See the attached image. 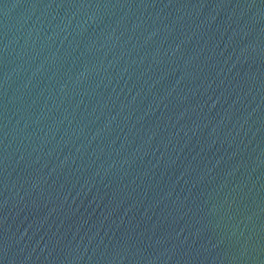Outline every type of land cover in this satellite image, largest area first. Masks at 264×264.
<instances>
[{"label":"water","instance_id":"95a60500","mask_svg":"<svg viewBox=\"0 0 264 264\" xmlns=\"http://www.w3.org/2000/svg\"><path fill=\"white\" fill-rule=\"evenodd\" d=\"M0 264H264V0H0Z\"/></svg>","mask_w":264,"mask_h":264}]
</instances>
